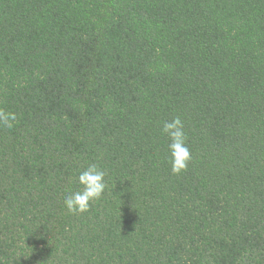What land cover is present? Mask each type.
Segmentation results:
<instances>
[{
    "label": "trees",
    "instance_id": "1",
    "mask_svg": "<svg viewBox=\"0 0 264 264\" xmlns=\"http://www.w3.org/2000/svg\"><path fill=\"white\" fill-rule=\"evenodd\" d=\"M0 109V264H264V0H0Z\"/></svg>",
    "mask_w": 264,
    "mask_h": 264
},
{
    "label": "clouds",
    "instance_id": "2",
    "mask_svg": "<svg viewBox=\"0 0 264 264\" xmlns=\"http://www.w3.org/2000/svg\"><path fill=\"white\" fill-rule=\"evenodd\" d=\"M16 119L15 113L0 109V125L12 128ZM161 134L169 139L167 147L170 153L172 173L179 175L187 170V166L191 161L184 122L179 116L171 121H165ZM105 176L106 172L98 164H90L80 171L77 177V182L81 186L80 190L67 194L64 199V206L68 213L81 215L88 212L92 203L104 196L107 187Z\"/></svg>",
    "mask_w": 264,
    "mask_h": 264
}]
</instances>
